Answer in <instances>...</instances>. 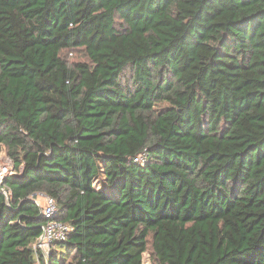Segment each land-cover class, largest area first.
<instances>
[{"label":"trees","instance_id":"1","mask_svg":"<svg viewBox=\"0 0 264 264\" xmlns=\"http://www.w3.org/2000/svg\"><path fill=\"white\" fill-rule=\"evenodd\" d=\"M1 146L0 264H264V0H0Z\"/></svg>","mask_w":264,"mask_h":264},{"label":"built area","instance_id":"2","mask_svg":"<svg viewBox=\"0 0 264 264\" xmlns=\"http://www.w3.org/2000/svg\"><path fill=\"white\" fill-rule=\"evenodd\" d=\"M144 157V154H142L138 156L136 160L144 161ZM10 172V169L6 165L0 164V182L4 176ZM34 200L40 206L41 214L45 219V223L41 226V236L35 243L34 247L39 248L44 256H46L53 240L65 239L68 226L63 221L57 219L58 207L53 197L43 193H36L34 195ZM40 200H42V203Z\"/></svg>","mask_w":264,"mask_h":264},{"label":"rangeland","instance_id":"3","mask_svg":"<svg viewBox=\"0 0 264 264\" xmlns=\"http://www.w3.org/2000/svg\"><path fill=\"white\" fill-rule=\"evenodd\" d=\"M71 58L72 59H79L80 58V53L76 52L75 54L72 55ZM0 164L1 165H6L9 169H11L12 163H11L10 159L8 158V156L6 154V149H5L4 146H1V148H0ZM40 202L42 203V200H40ZM142 263L143 264H152V260L150 258V250L149 249L145 253H143Z\"/></svg>","mask_w":264,"mask_h":264}]
</instances>
